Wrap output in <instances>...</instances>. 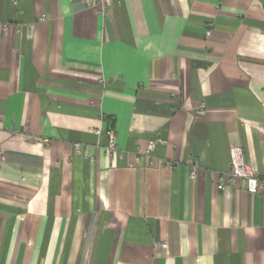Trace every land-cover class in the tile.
<instances>
[{"label":"crops","instance_id":"1","mask_svg":"<svg viewBox=\"0 0 264 264\" xmlns=\"http://www.w3.org/2000/svg\"><path fill=\"white\" fill-rule=\"evenodd\" d=\"M236 147L264 181V0H0V264H264Z\"/></svg>","mask_w":264,"mask_h":264},{"label":"built area","instance_id":"2","mask_svg":"<svg viewBox=\"0 0 264 264\" xmlns=\"http://www.w3.org/2000/svg\"><path fill=\"white\" fill-rule=\"evenodd\" d=\"M92 5V2H88V6ZM98 135L101 134L100 131L96 132ZM107 136L109 139V145L107 151L109 155H114L118 152L117 143H116V133L113 129L107 131ZM155 148V143L150 142L148 146V153L152 152ZM5 154L0 152V160H3ZM196 176V164H193L192 177ZM229 180L231 183H235L236 180H239L244 189L251 195H256L261 189L264 188V181L260 179L255 166L251 161H249L241 148L236 147L231 151V167L229 170ZM218 188L222 190L224 188V180L222 179Z\"/></svg>","mask_w":264,"mask_h":264}]
</instances>
